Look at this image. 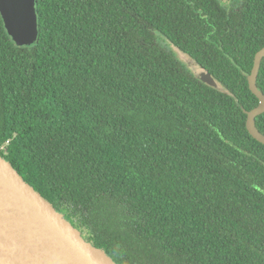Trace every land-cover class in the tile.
I'll return each mask as SVG.
<instances>
[{"label": "trees", "instance_id": "16d2710c", "mask_svg": "<svg viewBox=\"0 0 264 264\" xmlns=\"http://www.w3.org/2000/svg\"><path fill=\"white\" fill-rule=\"evenodd\" d=\"M35 8L31 46L0 17V154L121 264H264V144L247 129L264 0Z\"/></svg>", "mask_w": 264, "mask_h": 264}, {"label": "water", "instance_id": "95a60500", "mask_svg": "<svg viewBox=\"0 0 264 264\" xmlns=\"http://www.w3.org/2000/svg\"><path fill=\"white\" fill-rule=\"evenodd\" d=\"M36 0H0V17L8 35L19 47L35 44L39 37ZM190 66L212 86L210 74L188 55ZM264 49L255 56L249 86L259 106L248 112L247 129L264 144L255 120L264 114V95L256 82ZM0 264H121L110 253L96 247L81 227L44 198L17 169L0 154Z\"/></svg>", "mask_w": 264, "mask_h": 264}, {"label": "rangeland", "instance_id": "374dc122", "mask_svg": "<svg viewBox=\"0 0 264 264\" xmlns=\"http://www.w3.org/2000/svg\"><path fill=\"white\" fill-rule=\"evenodd\" d=\"M180 57L190 66L191 62L189 61H186V59L183 57V54L182 52H178ZM185 55V54H184ZM190 68L194 71V73L196 74V76L203 82L207 83L208 85L212 86L210 83L207 82V80L203 79L200 77V75L195 71V69L193 67L190 66ZM211 76V75H210ZM212 82L218 84L214 79L213 77L211 76L209 78ZM219 85V84H218ZM214 87V86H213ZM20 143L17 141V142H11L9 144H7L3 149L6 151V152H9V153H13L15 152L16 149H18ZM83 232V231H82ZM84 236L86 237L87 234L85 232H83Z\"/></svg>", "mask_w": 264, "mask_h": 264}, {"label": "clouds", "instance_id": "9594fccd", "mask_svg": "<svg viewBox=\"0 0 264 264\" xmlns=\"http://www.w3.org/2000/svg\"><path fill=\"white\" fill-rule=\"evenodd\" d=\"M221 6L226 10L231 7V0H221Z\"/></svg>", "mask_w": 264, "mask_h": 264}]
</instances>
